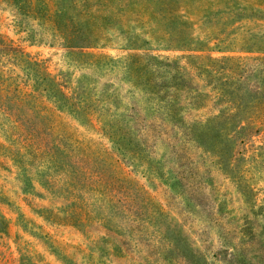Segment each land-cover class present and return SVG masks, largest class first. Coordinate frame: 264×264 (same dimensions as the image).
Instances as JSON below:
<instances>
[{
  "label": "trees",
  "instance_id": "1",
  "mask_svg": "<svg viewBox=\"0 0 264 264\" xmlns=\"http://www.w3.org/2000/svg\"><path fill=\"white\" fill-rule=\"evenodd\" d=\"M1 1L26 38L58 46L66 57V69L53 74L17 45L5 47L17 74L12 89L0 81V168L15 170L22 191L35 184L44 190L47 203L34 211L79 226L96 212L122 236L105 252L123 256L127 233L117 220L127 207L140 208L117 169L123 163L173 200L201 206L213 198L212 215H219L202 221L217 220L221 245L251 264L250 242L240 249L229 236L221 218L233 209L226 211L220 186L205 173L222 170L224 182L235 183V150L264 125V75L255 89L249 84V66L264 69V0ZM109 48L122 54L103 51ZM72 121L108 139L116 160L106 163ZM242 191L255 212L257 201ZM93 200L101 210L89 208ZM244 217L241 232L250 239ZM7 226L0 216V232ZM28 261L22 255L21 264Z\"/></svg>",
  "mask_w": 264,
  "mask_h": 264
},
{
  "label": "rangeland",
  "instance_id": "2",
  "mask_svg": "<svg viewBox=\"0 0 264 264\" xmlns=\"http://www.w3.org/2000/svg\"><path fill=\"white\" fill-rule=\"evenodd\" d=\"M12 44L34 60L42 61L53 74L67 67L64 49L26 38L16 26L14 13L0 0V81L4 88L10 89L17 73H14L11 53L5 47ZM103 51L114 57L122 54L113 48ZM154 53L169 58L182 54L179 50H157ZM256 66H249L252 75L250 89H255L260 83L259 77L264 75V69H255ZM71 125L72 129L78 128V135L83 133L88 138L93 149L103 154L106 163L116 160L108 139L75 121ZM235 154V183L224 182L226 173L222 170L206 172L205 177H213L214 183L220 186L216 196L219 201L226 202V211L233 209L229 217L221 218L231 229L229 236H234L240 249L247 246L245 240L249 241L247 257L251 264H264V125L245 145H239ZM197 156L203 157L201 153ZM205 158L204 155L202 161ZM117 169L125 177L124 186L132 189L140 205L137 213H133V207H127L123 217L117 220L121 234L127 233L126 244H123L126 251L121 257L105 252L112 251L115 243H121L122 236L116 230L103 227L96 212H93L94 219L81 226L46 220L34 211L47 203L40 196L44 190L35 184L24 192L20 189L21 181L13 172L15 170L0 168V216L8 221L6 232H0V264H21L22 255L27 256L29 264H240L235 252L221 245V226L217 220L202 221V217L207 220L219 215H212L218 207L213 198L209 204L201 206L188 199L176 197L173 200L164 193L162 186L153 185L123 163L118 164ZM244 187L251 193V203L257 201L255 212L244 203ZM91 202L89 208L92 205V208L101 210V202ZM177 208L182 213L176 211ZM245 213L251 220L250 239L241 232Z\"/></svg>",
  "mask_w": 264,
  "mask_h": 264
}]
</instances>
